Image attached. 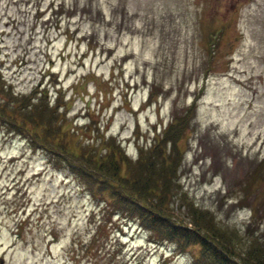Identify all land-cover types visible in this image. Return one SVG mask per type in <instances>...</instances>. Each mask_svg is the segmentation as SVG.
Listing matches in <instances>:
<instances>
[{
    "label": "rangeland",
    "instance_id": "obj_1",
    "mask_svg": "<svg viewBox=\"0 0 264 264\" xmlns=\"http://www.w3.org/2000/svg\"><path fill=\"white\" fill-rule=\"evenodd\" d=\"M155 141L151 205L90 192ZM197 211L264 244V0H0V264H199Z\"/></svg>",
    "mask_w": 264,
    "mask_h": 264
},
{
    "label": "trees",
    "instance_id": "obj_2",
    "mask_svg": "<svg viewBox=\"0 0 264 264\" xmlns=\"http://www.w3.org/2000/svg\"><path fill=\"white\" fill-rule=\"evenodd\" d=\"M44 92V90H41L40 93L45 94ZM33 96H35V92H30L27 95H21L17 97V99H14V104L15 106H19V103L29 104V102L31 103L30 99ZM25 99L26 102L21 101H25ZM44 121L46 122L47 119H45ZM40 124H43V122H40ZM167 125L169 131L171 130L170 134H172V132H175V130L177 131L176 123L173 122V120H170ZM172 125H174L175 128H173ZM167 127L162 130L163 134H165V132L168 130ZM156 141L153 142L152 147L149 146V151L147 153L143 148L142 151H140L141 147L139 148V156L136 159L137 168H134V170L131 171L132 177L130 178L125 177L126 173H128V170H126L123 174L121 173L122 170H125V161H128L126 157H121V155L117 156L113 148L109 149L106 146V148L108 149V155L110 156L104 157L100 161H97L96 165H112V173L109 174L111 175V177L98 178V175H93L90 171V175L92 177V183L89 186V188L91 189L90 192H92V190L95 188L97 190H100L99 195L103 197V201L109 204L113 202V200L116 201L118 203L117 205L119 206L123 204V201L126 203L131 202V204L138 206L136 210H140L142 206L139 204H141V202L139 203L134 199L130 201L126 196V191L120 189L122 187L129 190V192H132L133 194L139 196L141 199L146 200L149 205H151L152 201L147 199L146 193L149 192L153 196L156 193H158L159 196L164 194L165 187L163 184H161L160 180L162 178L163 168L170 163V160L167 159L166 156H163L161 161H159V167H156L154 161H149L145 165V169H149V172L147 174L146 170H144L143 173L140 172L141 168L144 165V160H151V156L156 155L157 150L154 149L157 144ZM172 145L175 146L176 142L173 141ZM101 180H104L105 185L100 183ZM125 181L129 182L128 187H126V185L123 183ZM114 185H120V187H115ZM130 209L133 210V208ZM149 212H152V214H154L155 210H144V213L146 215ZM200 214L203 215L204 218L200 217ZM156 218L161 220L158 214L157 217L153 216V220H155ZM191 222L192 226L197 227V229H193L192 227L179 228L180 233L178 236V241L179 243H181L183 242L182 240H191L192 243L200 244V247L198 249L199 252L196 254V261L199 264H264V244L262 243V241L256 238H252L251 240H243L242 237L237 235L235 231H228L227 229H225V227L221 228L220 225H216L213 220H211L209 217H206V214H202L199 211L193 213ZM173 225L174 224H172V227ZM176 230L177 229L174 228L173 231ZM173 231L167 232L166 236H172L174 234Z\"/></svg>",
    "mask_w": 264,
    "mask_h": 264
}]
</instances>
